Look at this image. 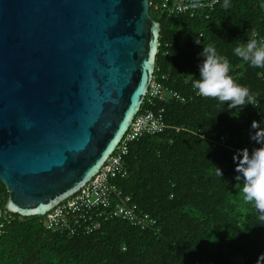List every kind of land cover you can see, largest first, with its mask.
Wrapping results in <instances>:
<instances>
[{
  "label": "trees",
  "instance_id": "trees-1",
  "mask_svg": "<svg viewBox=\"0 0 264 264\" xmlns=\"http://www.w3.org/2000/svg\"><path fill=\"white\" fill-rule=\"evenodd\" d=\"M262 3L230 0L225 9L216 0L193 14L149 9L161 27L154 75L185 100L141 106L162 109L166 127L128 144V175L117 182L154 223L142 228L110 219L93 233L66 236L47 230L40 215L4 210L0 264H264V220L244 200L233 160L238 150L261 146L251 139L253 121L264 132V68L233 51L251 39L264 41ZM208 45L230 61L229 74L250 88L255 105L229 109L196 94L192 83ZM7 196L0 181V207Z\"/></svg>",
  "mask_w": 264,
  "mask_h": 264
},
{
  "label": "water",
  "instance_id": "water-1",
  "mask_svg": "<svg viewBox=\"0 0 264 264\" xmlns=\"http://www.w3.org/2000/svg\"><path fill=\"white\" fill-rule=\"evenodd\" d=\"M148 5L0 0V218L54 208L114 151L155 69Z\"/></svg>",
  "mask_w": 264,
  "mask_h": 264
},
{
  "label": "built area",
  "instance_id": "built-area-1",
  "mask_svg": "<svg viewBox=\"0 0 264 264\" xmlns=\"http://www.w3.org/2000/svg\"><path fill=\"white\" fill-rule=\"evenodd\" d=\"M215 1L186 3L178 0H148V6L154 11L163 10L169 14H193L197 8L212 7ZM162 79H165L163 75L157 77L153 71L141 106H153L156 102L168 98L185 100L178 91L165 87ZM196 94L199 95L197 92ZM141 106L114 151L93 177L73 194L63 198L54 208L40 215L47 230L73 236L93 233L102 222L110 219L124 220L130 225L142 228L155 222L148 212L139 209L131 195L123 193L117 182L128 175L129 168L124 160L128 153V144L146 134L159 133L166 127L162 109L141 110ZM3 218L9 223L12 216L6 214ZM1 219L0 233L4 225Z\"/></svg>",
  "mask_w": 264,
  "mask_h": 264
},
{
  "label": "clouds",
  "instance_id": "clouds-1",
  "mask_svg": "<svg viewBox=\"0 0 264 264\" xmlns=\"http://www.w3.org/2000/svg\"><path fill=\"white\" fill-rule=\"evenodd\" d=\"M222 7H230V0H222ZM264 7V3L261 4ZM196 43L200 41L196 40ZM234 54L249 62L251 67L264 68V41L249 40L243 46L234 48ZM200 55L204 58L199 64V78L192 83L197 93L206 98H214L220 103L226 104L229 109L248 104L255 105L256 97L247 85L236 82L230 73V61L221 56L212 46H203ZM252 128L257 129L251 139L260 144L251 152L248 148L240 149L233 155L236 162V171L239 175L236 179H243L242 188L245 201L253 204L260 213L259 218L264 220V132L258 131L257 121L252 122ZM216 174L223 176L222 169L216 166ZM264 260V254H261Z\"/></svg>",
  "mask_w": 264,
  "mask_h": 264
}]
</instances>
